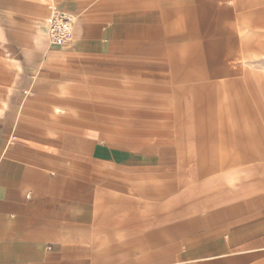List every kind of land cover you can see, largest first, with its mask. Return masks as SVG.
Instances as JSON below:
<instances>
[{"label":"crops","instance_id":"obj_1","mask_svg":"<svg viewBox=\"0 0 264 264\" xmlns=\"http://www.w3.org/2000/svg\"><path fill=\"white\" fill-rule=\"evenodd\" d=\"M52 1L69 14L48 0L45 20ZM33 2L43 14L44 0H0V59L21 58L27 44L41 40L33 34ZM102 3V10L73 20L67 44L41 40L43 48L36 43L33 55L22 57L19 92L46 93L76 70L107 74L108 80L161 77L157 66L164 57L180 56L181 44L223 39L233 18L226 0ZM80 99L14 96L0 104V264H100L101 234L116 231L109 219L131 200L116 188H127L117 171L144 161L132 162L130 152L110 144L90 143L82 124H68L77 111L59 106ZM182 255L187 264H264V214L193 233Z\"/></svg>","mask_w":264,"mask_h":264},{"label":"rangeland","instance_id":"obj_2","mask_svg":"<svg viewBox=\"0 0 264 264\" xmlns=\"http://www.w3.org/2000/svg\"><path fill=\"white\" fill-rule=\"evenodd\" d=\"M57 1L75 21L103 7L102 0ZM226 1L233 10L227 35L181 44L180 56L157 66L161 77L108 80L76 70L46 93L19 92L22 57L43 48L41 40L57 46L44 24L48 0L41 15L35 2L31 7L41 40L27 44L21 58L0 59V104L14 96L81 98L59 106L77 111L68 124H82L90 143L144 161L117 171L127 188H116L131 200L108 218L116 231L101 234L100 264H187L182 254L191 234L264 214V0Z\"/></svg>","mask_w":264,"mask_h":264},{"label":"built area","instance_id":"obj_3","mask_svg":"<svg viewBox=\"0 0 264 264\" xmlns=\"http://www.w3.org/2000/svg\"><path fill=\"white\" fill-rule=\"evenodd\" d=\"M48 36L56 45L67 44L73 36V19L70 14L60 10L55 2L50 4V14L45 20Z\"/></svg>","mask_w":264,"mask_h":264},{"label":"bare ground","instance_id":"obj_4","mask_svg":"<svg viewBox=\"0 0 264 264\" xmlns=\"http://www.w3.org/2000/svg\"><path fill=\"white\" fill-rule=\"evenodd\" d=\"M46 25V24H45Z\"/></svg>","mask_w":264,"mask_h":264}]
</instances>
